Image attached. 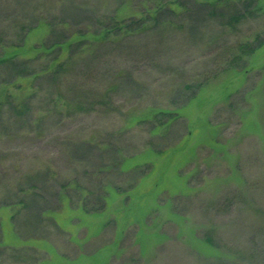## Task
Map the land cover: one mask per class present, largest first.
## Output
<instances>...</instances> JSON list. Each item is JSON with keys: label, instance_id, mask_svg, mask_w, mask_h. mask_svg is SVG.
<instances>
[{"label": "rangeland", "instance_id": "374dc122", "mask_svg": "<svg viewBox=\"0 0 264 264\" xmlns=\"http://www.w3.org/2000/svg\"><path fill=\"white\" fill-rule=\"evenodd\" d=\"M205 1L0 0L34 72L0 68L29 104L0 112V264H264V46L228 65L264 0L237 29Z\"/></svg>", "mask_w": 264, "mask_h": 264}, {"label": "trees", "instance_id": "16d2710c", "mask_svg": "<svg viewBox=\"0 0 264 264\" xmlns=\"http://www.w3.org/2000/svg\"><path fill=\"white\" fill-rule=\"evenodd\" d=\"M206 4L211 8L210 10V16L216 20L220 21V25L221 26H231L235 29L238 28V24L241 22H244L246 20H248L249 17V10L250 7L255 5H261L260 2L261 0H207L205 1ZM241 4L242 9L240 10V8H238V5ZM257 9V8H254ZM219 17V18H218ZM264 46V39L260 37H257V43H252L251 41H247V42H239V44L236 45V50L238 52V55L234 56L233 59L231 61H228V65L229 64H237L238 67L241 70H245L247 65H244L246 61H243L245 58L243 56H247L250 54H253L254 52H256L260 47ZM243 62V63H241ZM241 63V64H240ZM10 68L11 71V78L14 79V77L16 76V78L18 77H26V76H30L32 75L34 72H32L31 67H30V60H19L15 57H10V56H6L4 58H0V68ZM52 67V68H51ZM64 67V62L62 60L58 61L57 64H53V65H49L47 66V71H50L51 74H55L58 73L59 71L61 72L62 69ZM45 71V70H44ZM45 72V73H46ZM19 91L22 93L24 91H26V88L23 86H18ZM228 97V95L226 96V98ZM4 99V100H2ZM0 99V112H2V108L5 105H10L12 107V111L14 116H17L20 114H26L27 113V107L29 106L28 101H22L20 102V105H18L17 107L15 106L16 104L13 102L14 100H12V97L10 96L9 93H5L4 97ZM103 102V101H102ZM101 102V104H102ZM100 104V103H99ZM158 115H161L158 117V119L160 120V124H164L165 121L170 120V119H175L176 115L172 112H159ZM163 116L165 118H163ZM1 114H0V118H1ZM161 117V118H160ZM165 119V121H164ZM34 179V176L30 178ZM24 189L22 188L21 191H23ZM89 198V197H88ZM26 197H23L20 199L19 203H24L27 205L26 202H28L26 200ZM106 199V197L104 198ZM86 200V199H85ZM106 202V200H105ZM79 208L84 212H93V211H100V210H105V208L107 207V203H105V206L103 208H88L87 204L85 203V201L81 200V202L79 203ZM258 230V228H257ZM262 233H264V230H262ZM205 241H207L211 246H216V242L213 240V237L211 235H207L205 237Z\"/></svg>", "mask_w": 264, "mask_h": 264}]
</instances>
